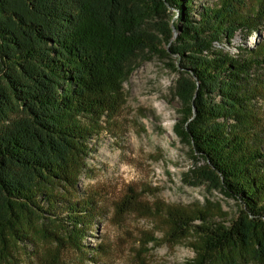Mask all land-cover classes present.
Instances as JSON below:
<instances>
[{"label":"trees","instance_id":"16d2710c","mask_svg":"<svg viewBox=\"0 0 264 264\" xmlns=\"http://www.w3.org/2000/svg\"><path fill=\"white\" fill-rule=\"evenodd\" d=\"M262 27L264 0H0V264L40 239L83 251L91 146L156 56L178 77L191 174L238 206L169 210V234L193 238L191 264H264V44L227 49Z\"/></svg>","mask_w":264,"mask_h":264},{"label":"rangeland","instance_id":"374dc122","mask_svg":"<svg viewBox=\"0 0 264 264\" xmlns=\"http://www.w3.org/2000/svg\"><path fill=\"white\" fill-rule=\"evenodd\" d=\"M232 43L227 49L233 55L239 46L255 50L264 44V27L246 40L237 33ZM177 78L167 60L156 56L124 84L123 102L92 144L79 183L76 199L96 209L83 251L40 239L20 251L21 264H191L193 238L169 234L168 211L238 213L237 204L211 181L190 172L189 147L174 130L181 107ZM258 105L264 113V98Z\"/></svg>","mask_w":264,"mask_h":264}]
</instances>
